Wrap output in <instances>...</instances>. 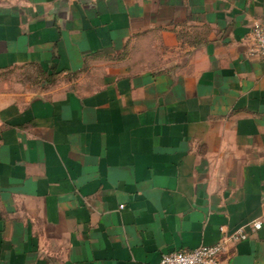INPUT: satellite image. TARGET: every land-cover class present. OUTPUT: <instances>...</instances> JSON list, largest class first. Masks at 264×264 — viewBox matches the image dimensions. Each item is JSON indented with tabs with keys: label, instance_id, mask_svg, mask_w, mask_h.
<instances>
[{
	"label": "crops",
	"instance_id": "crops-1",
	"mask_svg": "<svg viewBox=\"0 0 264 264\" xmlns=\"http://www.w3.org/2000/svg\"><path fill=\"white\" fill-rule=\"evenodd\" d=\"M255 23L264 0H0V264H264Z\"/></svg>",
	"mask_w": 264,
	"mask_h": 264
},
{
	"label": "built area",
	"instance_id": "built-area-1",
	"mask_svg": "<svg viewBox=\"0 0 264 264\" xmlns=\"http://www.w3.org/2000/svg\"><path fill=\"white\" fill-rule=\"evenodd\" d=\"M255 44V52L264 63V26L255 23L251 31ZM253 229L261 227V221L256 220L251 223ZM246 233L237 231L233 233L231 239H245ZM224 248V241H218L208 245H199L194 248H181L174 251L166 252L156 264H223L221 258Z\"/></svg>",
	"mask_w": 264,
	"mask_h": 264
}]
</instances>
